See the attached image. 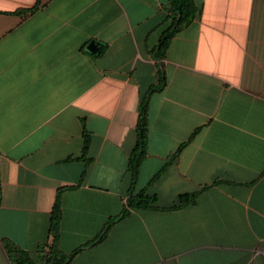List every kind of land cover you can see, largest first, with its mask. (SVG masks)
Returning <instances> with one entry per match:
<instances>
[{
    "label": "crops",
    "instance_id": "crops-1",
    "mask_svg": "<svg viewBox=\"0 0 264 264\" xmlns=\"http://www.w3.org/2000/svg\"><path fill=\"white\" fill-rule=\"evenodd\" d=\"M190 1L158 59L168 0H0V264H39L56 194L67 264H264V0ZM158 72L132 191L198 194L122 215Z\"/></svg>",
    "mask_w": 264,
    "mask_h": 264
},
{
    "label": "trees",
    "instance_id": "trees-1",
    "mask_svg": "<svg viewBox=\"0 0 264 264\" xmlns=\"http://www.w3.org/2000/svg\"><path fill=\"white\" fill-rule=\"evenodd\" d=\"M35 7L28 9V11H33ZM22 12V11H20ZM26 12V10H23ZM168 12H169V25L168 27L161 32L157 44L151 50V54L153 57L158 59L162 58L167 45L174 35V33L180 29L181 27L188 24L195 15L196 9L193 6L190 0H168ZM163 83V76L160 72H158V81L154 86H150L145 94L141 97L138 104V115L135 123V142L134 146L128 156L126 170L130 177V190L127 191L126 198V210H123L121 213L125 215L128 210H162V211H171L177 210L186 206H192L195 203V199L197 197L198 192L192 193H184L180 194L176 197L174 204L167 208H158L154 206L155 196H149L145 194L144 188L133 192L132 185L136 178L139 165L142 159L145 156V144H146V131H147V98L150 93L159 89V87ZM88 145V137L87 134L83 131L82 134V155L87 149ZM183 145H180L176 151L177 153L179 149ZM161 170V169H160ZM159 172V171H158ZM156 172L152 178H154L157 173ZM264 173V168L261 174ZM152 179H150L151 181ZM149 181V182H150ZM148 182V183H149ZM60 220V207L58 202V194H56L49 218V235L51 238L50 245L47 251H39L38 260L39 264H67L69 258L78 250L72 251L71 253L65 255L59 252L57 249V239H58V226ZM113 224V221L108 222L103 229L101 230L98 241L105 235L109 226ZM2 247L8 256L11 264H38L32 261L27 253L17 249L13 245L8 242H3Z\"/></svg>",
    "mask_w": 264,
    "mask_h": 264
}]
</instances>
